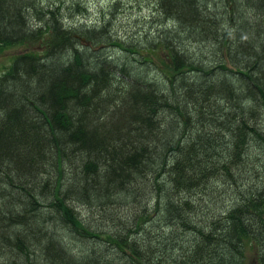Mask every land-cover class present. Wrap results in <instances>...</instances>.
Here are the masks:
<instances>
[{
    "label": "trees",
    "instance_id": "trees-1",
    "mask_svg": "<svg viewBox=\"0 0 264 264\" xmlns=\"http://www.w3.org/2000/svg\"><path fill=\"white\" fill-rule=\"evenodd\" d=\"M152 5L0 0V264H264V0Z\"/></svg>",
    "mask_w": 264,
    "mask_h": 264
},
{
    "label": "rangeland",
    "instance_id": "rangeland-1",
    "mask_svg": "<svg viewBox=\"0 0 264 264\" xmlns=\"http://www.w3.org/2000/svg\"><path fill=\"white\" fill-rule=\"evenodd\" d=\"M118 1V6L112 10V4ZM154 0H36V7L40 13L47 11L48 8L60 6L62 18L66 25H99L103 19H107L110 12L114 18L113 30L116 37H125L138 33L141 30L147 31L153 24L150 11L153 9ZM27 14L32 27L39 24L37 17L33 12ZM156 26V23H154ZM154 29V28H153ZM31 46V45H30ZM38 47H26L23 45L12 46L0 51V75L6 71L11 65L15 55L22 53L28 49L36 50ZM79 208V207H78ZM81 214H90L85 212L83 208L77 209ZM247 260L250 264H256V251L249 248L246 249Z\"/></svg>",
    "mask_w": 264,
    "mask_h": 264
}]
</instances>
